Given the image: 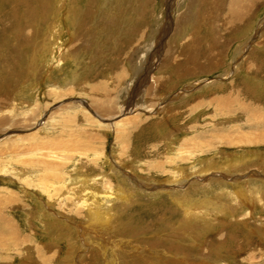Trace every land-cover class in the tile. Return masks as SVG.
Returning a JSON list of instances; mask_svg holds the SVG:
<instances>
[{
	"label": "rangeland",
	"instance_id": "1",
	"mask_svg": "<svg viewBox=\"0 0 264 264\" xmlns=\"http://www.w3.org/2000/svg\"><path fill=\"white\" fill-rule=\"evenodd\" d=\"M220 1L0 0V264H264V0Z\"/></svg>",
	"mask_w": 264,
	"mask_h": 264
},
{
	"label": "bare ground",
	"instance_id": "2",
	"mask_svg": "<svg viewBox=\"0 0 264 264\" xmlns=\"http://www.w3.org/2000/svg\"><path fill=\"white\" fill-rule=\"evenodd\" d=\"M223 3L225 2L226 5L228 7H226V16L225 17V22H226V28H224L225 31H228L230 29V27L232 25H236L240 22L239 25H241V21H245L242 19V17L244 16V12L243 10L246 9V8H249L252 9L254 6H256L255 4L259 1V0H221L220 2ZM193 3V0H188V7ZM222 7V6H221ZM227 9L229 12H227ZM194 16V15H193ZM247 16V15H246ZM249 18V17H248ZM196 25V24H195ZM204 27V26H203ZM207 28V27H206ZM56 29V28H55ZM212 32V31H211ZM204 35V34H203ZM228 35V34H227ZM216 38V37H215ZM222 38V37H221ZM213 39V38H212ZM193 44V43H192ZM191 45V44H190ZM195 46V45H194ZM191 48H194L195 47H191L189 45H182V47H179V49L176 51V52H173V51H167L168 53L167 54V59L171 60V63L173 64L171 67H173V69H177L178 71H183V70H186L188 68H194V69H202V67H204V62H211V59H212V54H213V51L212 49H210L209 51H206L205 54H202L201 55V58L203 60H205L204 62H200L202 59H197V58H192L189 56V52L191 50ZM189 50V52H187ZM165 51V52H166ZM195 51V50H194ZM176 53V54H175ZM194 54V53H193ZM254 56V55H253ZM168 60V61H169ZM254 61V60H253ZM256 61V60H255ZM251 64V63H250ZM252 65V64H251ZM248 66V65H247ZM253 66V65H252ZM248 68V67H247ZM172 69V68H171ZM170 69V70H171ZM252 69V68H251ZM260 70V68H258ZM263 70V69H262ZM261 70V71H262ZM258 72V71H256ZM178 73V72H177ZM248 73V72H247ZM252 73V72H251ZM258 74V73H257ZM261 74V73H260ZM180 75V74H179ZM254 75V74H253ZM162 80L160 79H157L156 83H154V85H151V88L153 89H156V86L157 85H162ZM246 88V87H245ZM158 89V88H157ZM233 89V88H232ZM229 91V90H228ZM234 91V90H233ZM241 93H242V90H241ZM150 94V93H149ZM223 95V94H222ZM245 95V94H244ZM251 95V94H250ZM231 96V95H230ZM247 97V95H246ZM227 98H230L228 95L224 96V97H220L221 100H218L219 98H214L215 102L217 103V106H222L220 104L225 103L226 105H230L229 103L231 102V100H228ZM236 99H238V97H236ZM242 99V98H241ZM248 98H246L247 100ZM233 101V100H232ZM252 103V102H251ZM236 104H238V107H241V102L238 100L236 102ZM248 104V103H247ZM254 104V103H252ZM234 105V104H233ZM251 106V104H249ZM231 106V105H230ZM237 106V105H236ZM248 106H246L245 108H247ZM222 108V107H221ZM242 108V107H241ZM232 109V108H231ZM230 109V110H231ZM243 109V108H242ZM233 110V109H232ZM244 110V109H243ZM249 111V110H247ZM246 111V112H247ZM240 112V111H239ZM255 112V111H254ZM259 112V111H258ZM236 113V112H235ZM257 113V112H256ZM238 114V113H237ZM249 116V115H248ZM249 118V117H248ZM255 119V118H254ZM259 119V118H258ZM255 124V123H254ZM253 124V126H254ZM257 124V122H256ZM258 125V124H257ZM255 127V126H254ZM249 143V142H248ZM254 144V143H253ZM86 178V177H84ZM235 193V192H234ZM239 193V192H237ZM242 193V192H241ZM90 194V197H93V193L89 192ZM248 194V193H247ZM89 196V195H88ZM241 196V195H240ZM242 196H245L242 194ZM96 197V196H95ZM95 197H94V200L95 201ZM237 197V195H236ZM90 199V198H89ZM90 201H92V198L90 199ZM90 205V204H89ZM88 205V206H89ZM222 205V204H221ZM100 206V205H99ZM106 207V206H105ZM191 207V206H190ZM194 207V206H193ZM222 207V206H221ZM96 208H97V204H96ZM100 210H102V207L101 209H92L93 213H92V216L91 217L93 220H99V219H102V214L103 212H101ZM225 210V208H224ZM90 213V212H89ZM188 213V212H187ZM195 213V212H194ZM200 213V212H199ZM227 213V212H226ZM107 214V213H106ZM105 214V215H106ZM109 215V214H108ZM194 215V214H193ZM196 215V214H195ZM197 216V215H196ZM105 218V217H104ZM107 220V218H106ZM106 223V221H104ZM109 222V221H108ZM100 223V222H99ZM101 225V224H100Z\"/></svg>",
	"mask_w": 264,
	"mask_h": 264
}]
</instances>
